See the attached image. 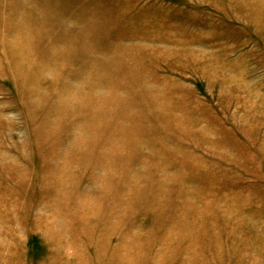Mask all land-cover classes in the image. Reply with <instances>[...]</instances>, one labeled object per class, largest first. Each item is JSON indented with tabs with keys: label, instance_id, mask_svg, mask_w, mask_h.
<instances>
[{
	"label": "rangeland",
	"instance_id": "rangeland-1",
	"mask_svg": "<svg viewBox=\"0 0 264 264\" xmlns=\"http://www.w3.org/2000/svg\"><path fill=\"white\" fill-rule=\"evenodd\" d=\"M0 264H264V0H0Z\"/></svg>",
	"mask_w": 264,
	"mask_h": 264
}]
</instances>
